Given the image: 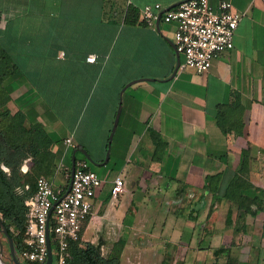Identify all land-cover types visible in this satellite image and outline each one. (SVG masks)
<instances>
[{"label":"crops","instance_id":"0c3cea01","mask_svg":"<svg viewBox=\"0 0 264 264\" xmlns=\"http://www.w3.org/2000/svg\"><path fill=\"white\" fill-rule=\"evenodd\" d=\"M33 1L14 0L12 4L28 8ZM37 1L56 4L64 13L75 8V13L94 15L65 25L62 34L66 41L46 55L41 53L44 62L79 64L78 75L89 81L77 108L80 112L89 109L92 121L98 119L101 127L108 125L117 107L119 87L138 79L123 90L112 148L115 169L104 164L102 174L96 171L103 181L92 197L81 240L100 242L101 252L108 253L118 238H124L120 264H184L189 251L193 254L191 264H222L225 252L214 254L221 246L228 247V254L238 264H264V212L247 215L242 229L233 232V224L225 226L232 202L222 195L239 170L241 150L247 148L245 186L250 194L259 193L264 204V0H229L240 16L233 46L213 57L207 70L178 67L173 76L177 52L174 25L160 21L159 29H153L144 22H125L123 16L128 4L140 11L148 3L159 2L165 7L180 0H125L117 18L105 0ZM2 13L0 29L7 23ZM23 25L10 26L11 46L29 45L30 38L20 33ZM41 43L45 46L46 40L42 38ZM90 53L96 55L92 62L86 60ZM112 64L116 77L105 74ZM20 77L15 81L23 89L15 102H10L11 107H19L17 100L23 97L21 107L30 119L42 120L45 129L61 139L72 137L73 145L66 146L62 140L51 145L58 158L49 177L53 182L60 174L57 187H62L66 183L62 167H66L73 146L80 142L99 158L104 137L98 136L99 132L92 134L91 144L79 140L76 130L81 113L67 124L32 92V85L19 82ZM66 94L63 108L73 111L77 93L71 88ZM220 103H238L232 106L233 119L226 131L216 122ZM158 135L163 144L155 151L153 138ZM22 168L26 170L27 164ZM116 174L123 177L124 187L112 196ZM215 215L223 216L222 226L214 225ZM194 236L202 245L191 246Z\"/></svg>","mask_w":264,"mask_h":264},{"label":"trees","instance_id":"16d2710c","mask_svg":"<svg viewBox=\"0 0 264 264\" xmlns=\"http://www.w3.org/2000/svg\"><path fill=\"white\" fill-rule=\"evenodd\" d=\"M123 20L129 23L144 22L140 18L138 7L131 4L127 5ZM5 31L6 28L0 29V39L5 35ZM21 74L17 63L9 58L5 47L0 42V218L12 236L13 243L18 252L25 246L24 231L27 209L25 200L34 193L37 177L39 175L49 176L56 166L58 152L53 150L51 145L62 140L59 136L48 132L42 120L37 118L30 119L27 116L25 110L21 107L22 101H24L23 97L17 100L18 105H20L19 107H11L10 102H15L16 97L23 89L15 81ZM7 78H11L10 89H7L5 86ZM121 87L122 85L119 89ZM237 104L220 103L217 105L216 122L223 131L227 130L228 124L233 119L230 117L232 106H237ZM114 113L115 109L112 111L110 122L106 127L101 157H95L80 142L76 143L72 149L84 147L95 161L103 160ZM240 113L243 114V107L240 109ZM238 131L241 132V129ZM115 134L116 130L111 142L110 156L105 164L110 169H115L112 157ZM153 142L155 144V151L163 144L159 135L153 138ZM247 150V148L241 150L239 170L233 174L222 192V195L232 202L226 211L225 226L228 227L233 224V232H238L242 229L247 215H256L264 212V204L260 194H250L245 186L244 172L248 166ZM75 157L78 159L85 156L80 151H76ZM88 163V168L95 170V165L89 161ZM24 164H27L26 170L22 168ZM66 164L69 170L66 175V183L62 186L59 195H62L66 191L68 185L70 159L66 160ZM233 212H235L234 220L232 218ZM88 219L89 215L82 223L80 235ZM50 240L53 264H57V247L52 232L50 233ZM124 243V238H118L113 243L111 250L108 253L102 254L100 242H84L81 238L71 240L68 242V256L64 264H120V252ZM221 252H225V261L222 264H238L237 259L228 254V247L221 246L214 249L216 256ZM24 263L36 264V262L31 261H24ZM211 264L220 263L215 261Z\"/></svg>","mask_w":264,"mask_h":264},{"label":"built area","instance_id":"2783aa9c","mask_svg":"<svg viewBox=\"0 0 264 264\" xmlns=\"http://www.w3.org/2000/svg\"><path fill=\"white\" fill-rule=\"evenodd\" d=\"M163 8L159 2L145 4L140 8V18L156 29V19ZM239 18L229 0L216 3L182 0L164 9L159 16L160 21L174 25V46L182 55L179 67H190L196 72L207 70L213 57L233 46ZM59 55L63 56V51ZM95 57L90 53L86 60L92 62ZM62 142L66 146L73 145L71 135L64 137ZM88 164L85 157L76 159L71 186L64 195H59L62 187L53 186L49 176L37 177L34 193L25 200V246L18 252L20 259L36 263L46 260V221L49 217V231L57 247V264H64L68 242L81 237V226L90 214L92 197L103 181ZM123 187V177L116 174L112 179L111 195L116 196Z\"/></svg>","mask_w":264,"mask_h":264},{"label":"rangeland","instance_id":"374dc122","mask_svg":"<svg viewBox=\"0 0 264 264\" xmlns=\"http://www.w3.org/2000/svg\"><path fill=\"white\" fill-rule=\"evenodd\" d=\"M13 1L14 0H0V11H3V13L5 12L3 17L7 20V23L3 27L6 28L5 35L0 39V42L5 47L9 58L17 63L18 68L22 73L20 80L18 79L19 82L25 81L28 85H32V92H35L49 105L50 112L55 116H58L60 119L64 117L65 122L69 124L74 116L80 112L77 108L83 102L82 92L87 89L89 81L78 75V63L72 61L44 62L41 61L42 58H44L41 53L43 51L44 55H46L45 53L49 49L66 41L62 34L64 33L63 30L65 29L63 28L65 25L74 23L75 20L86 21L89 17L93 18L94 15H89L88 13H84V11H76L75 13V8H67L66 13H64V11H61L56 4L50 2L48 4H43L37 0L33 1L31 5H28V8H22L19 4H17V6L19 5L18 7H14L15 3L12 4ZM105 6H112L115 10L114 15L117 18L120 16L119 12L125 6V0H105ZM80 9L82 8L80 7ZM92 11H94V7ZM104 14L105 13L103 12L102 16ZM111 14L112 13H110V15ZM15 23L18 25L24 23L23 30H20V33H22L23 37L27 35V37L30 38L29 45H23L24 42L18 46L10 45V40H8V35L12 31L10 26L15 25ZM42 38L46 40L45 46H42ZM105 74L110 77H116L117 72L114 70V64L111 65ZM10 80L11 78L5 80V86L7 89H10L11 87ZM71 88L75 89L77 93V97L75 98L76 108L73 111H67L64 110L63 107L68 97V94L66 93ZM89 112V109L80 112L81 117L79 126L76 130V137L83 142L91 144L89 139H91L93 135L96 136L97 133L100 132L101 134L98 136L104 137L107 125H104V127L97 125L99 123L98 119L92 121ZM71 114L73 117L70 116ZM62 168V173L64 174L63 181H65V174L68 173L69 168L67 164L66 167L64 166ZM94 169L99 174H102L105 171L104 166L101 165H95ZM59 178L60 174L56 175V178L53 181V186H57V180ZM222 223L223 216L215 215L214 225L220 227L222 226ZM89 231L90 230L87 231V234H89ZM200 241V238L194 236L191 246L200 244ZM1 243L2 253L0 254V257L5 263H10L8 257V244L4 237H1ZM191 252L192 251H189L187 253L184 264H191L193 258ZM105 253L106 252L102 250V254ZM205 264H208V261Z\"/></svg>","mask_w":264,"mask_h":264},{"label":"water","instance_id":"95a60500","mask_svg":"<svg viewBox=\"0 0 264 264\" xmlns=\"http://www.w3.org/2000/svg\"><path fill=\"white\" fill-rule=\"evenodd\" d=\"M182 0L180 1H176L170 5L165 6L159 13H158V18L156 19V29H159V23H160V19L159 16L162 13V11L164 9L173 7L177 4H179ZM180 64V53L176 52V64L175 67L171 73V76H173L177 70V68L179 67ZM138 80V79H133L130 80L128 82H126L119 90V97H118V103H117V107L114 113V117L112 120V124L110 126V130L108 133V137H107V142H106V151H105V155L103 160L101 161H95L91 155L89 154V152L84 148V147H75L72 150L71 153V157H70V171H69V182H68V186L66 191L63 193V195L70 189L71 186V181H72V176H73V171H74V167H75V162H76V157H75V152L76 151H80L85 158L92 164L99 166V165H104L106 164V162L109 159L110 156V147H111V142H112V138L114 135V132L116 130L118 121H119V116H120V112H121V106H122V93L123 90L129 85L131 84L133 81ZM55 204V203H54ZM1 237H4L7 241L8 244V250H9V262L10 264H25L24 261L22 259H20L19 255H18V251L15 248V245L13 243V238L12 236L9 234L6 225L2 222L1 218H0V254L2 253V243H1ZM46 246H47V257L46 260L43 262H38L36 264H53V253H52V247H51V240H50V231H49V217H47V221H46Z\"/></svg>","mask_w":264,"mask_h":264},{"label":"bare ground","instance_id":"6f19581e","mask_svg":"<svg viewBox=\"0 0 264 264\" xmlns=\"http://www.w3.org/2000/svg\"><path fill=\"white\" fill-rule=\"evenodd\" d=\"M0 264H10V263H5L0 257Z\"/></svg>","mask_w":264,"mask_h":264}]
</instances>
